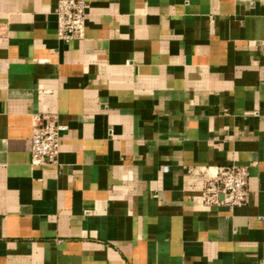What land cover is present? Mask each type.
<instances>
[{"label": "crops", "instance_id": "crops-1", "mask_svg": "<svg viewBox=\"0 0 264 264\" xmlns=\"http://www.w3.org/2000/svg\"><path fill=\"white\" fill-rule=\"evenodd\" d=\"M57 1L0 0V264H264V0H87L68 42ZM233 164L248 204L205 205Z\"/></svg>", "mask_w": 264, "mask_h": 264}, {"label": "built area", "instance_id": "built-area-1", "mask_svg": "<svg viewBox=\"0 0 264 264\" xmlns=\"http://www.w3.org/2000/svg\"><path fill=\"white\" fill-rule=\"evenodd\" d=\"M87 0H58L55 9L57 31L65 42L83 37ZM66 126L53 117L37 118L31 136L32 162L36 165L56 163L60 152L62 134ZM249 166L233 164L219 168L213 178L207 177L201 189L205 205L239 207L249 202Z\"/></svg>", "mask_w": 264, "mask_h": 264}]
</instances>
